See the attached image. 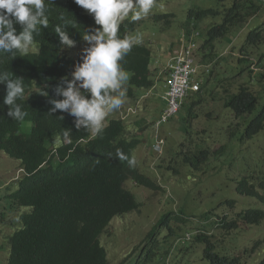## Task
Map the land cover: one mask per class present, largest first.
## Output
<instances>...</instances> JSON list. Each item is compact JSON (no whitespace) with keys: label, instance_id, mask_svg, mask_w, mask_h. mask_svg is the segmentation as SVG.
I'll list each match as a JSON object with an SVG mask.
<instances>
[{"label":"trees","instance_id":"obj_1","mask_svg":"<svg viewBox=\"0 0 264 264\" xmlns=\"http://www.w3.org/2000/svg\"><path fill=\"white\" fill-rule=\"evenodd\" d=\"M199 1L212 2L213 5L207 9L198 7L190 10L189 24L219 16L222 22L209 29L208 39L199 52L208 80L202 86L204 93L201 97L192 99L193 108L203 105L209 97L207 88L212 79L223 75V78L216 80V93H211L209 101L218 102L228 111V116H232L233 128L229 131L228 142L221 144L218 149L209 146V141L206 140L209 137L203 135L207 131L199 132L200 137H190L181 145L177 161L191 165L197 171L207 168L215 159L227 154L233 146L249 143L264 132V21L248 33L239 48L237 60L226 62L216 51L217 43L227 38L232 31L243 30L253 19L263 16L264 3L262 0ZM78 9L80 7L73 0H53L48 5V27H41L39 34L34 33L36 41L41 44L39 52L4 62L1 59L0 72L3 74V71H8L12 73L11 78L22 79L26 93L39 94L34 91L32 78L21 67L44 72L42 81L45 82L51 72L55 76L60 75L71 66L66 65L63 45L55 27L60 26L68 34L72 29L84 34L89 25L84 26L85 20L82 16H79V20L76 19L73 13L79 12ZM174 20L173 14L157 17V21L165 22L166 26L172 25ZM17 29L20 30L19 26ZM131 30H135V27H131ZM13 52L16 53L14 57L21 56L16 50ZM2 54L7 58H14L13 53ZM151 64L152 55L148 47L134 46L126 66H123L126 71L135 74L124 85L127 90L125 105L136 108V100L141 92L150 90L155 84ZM0 84V151L16 154L27 173L34 174L20 181V188L13 196L19 208L31 210L22 215L23 228L14 239L9 264H110L100 235L115 216L140 212L142 207L134 195L124 188L125 181L131 179L145 187L161 191V187L140 172L137 165L129 167L127 161L116 156L119 149L131 157L140 145L139 139L132 135L130 126L116 120L110 129H103L99 140L82 144L87 137V131L84 126L76 128V117L59 110L50 112V106L51 109L54 107L52 101L64 99L57 91L63 89L58 83H53L48 89L45 96L48 100L43 98L36 101L38 106L48 105L49 113H32L36 119L33 120L34 123L25 130L20 129V121L7 116L9 106L4 104L5 92L3 93L7 85ZM61 116L64 117L63 120L60 119ZM199 118L200 116L198 120ZM206 118L214 119V113H208ZM144 121V118L138 116L136 123L142 125ZM64 129L71 130L70 144L63 142ZM57 135L61 137L60 143L55 142ZM259 142L264 147V133ZM66 159L72 165L66 164V168H63L64 162L60 160ZM46 162V167L42 169ZM171 164H175L174 160L170 161ZM258 166L254 167L249 176L237 182L236 191L241 196L256 200L261 208L237 212L232 210L235 202L229 201L227 204L232 209L229 208L228 213L214 218L213 230L210 232L206 228L208 233L201 230L195 237L197 243L207 244L205 258L210 264H249L247 258L251 255L239 253L233 258L222 256L224 254L219 247L225 243L222 239L227 240L226 237L234 230L259 225L264 221V171H258ZM169 168L172 169V166ZM209 215L210 213L207 216ZM172 220L182 229L191 219L183 211L165 214L148 235L146 249L156 253L150 254L149 251V262L145 264H153V256L158 254L159 245L155 244V236L161 229L166 228L169 237L176 236L177 230L170 224ZM218 248L220 254L217 253ZM254 252L255 248L252 254ZM144 262L140 257L136 264ZM258 264H264V258Z\"/></svg>","mask_w":264,"mask_h":264},{"label":"clouds","instance_id":"obj_2","mask_svg":"<svg viewBox=\"0 0 264 264\" xmlns=\"http://www.w3.org/2000/svg\"><path fill=\"white\" fill-rule=\"evenodd\" d=\"M162 1L165 0H73V2L80 7V9H78L80 10L79 12L74 11V16L77 20L80 19L79 16H82L85 20L84 26L89 25L86 32L81 35L76 29H72L68 34L63 31L60 26L55 27V32L59 35L63 45V54L67 60L66 65L70 64L71 66L68 67L65 72L62 71L60 75L55 76V73L51 72V74L47 76L45 82L42 81L44 72L37 71L36 69L27 70L20 66L23 72L27 73L29 77L32 78L34 91L39 93L34 95L25 92L24 81L22 79L11 78L12 73L8 71H3V74L0 72V83H6L7 85L3 90V93L5 92L4 104L9 106L7 116L13 120L20 121V129L25 130L30 124L34 123L33 120H36L35 117L32 116V113H41L43 115L49 113L48 105L38 106L36 101H40L43 98L47 99L45 96L48 94V89L53 83H58L63 89H57V91L64 99L62 101H52L54 107L51 109L50 106V112L54 113L59 110L68 112L70 115L76 117V128L80 129L81 126H84L87 131V137L82 141L84 142L82 144H91L99 140L100 133L104 131L103 129L108 130L114 121L121 120L127 126H130L132 135H136L139 139L140 145L137 147L138 149L144 143L142 137L150 128L155 127L159 130L163 124L173 119L182 109L188 106L189 103L193 107L194 104L192 103V99L198 96L201 97L204 93L202 86L206 82V78H208L206 67L201 64V61H199L197 57L203 44L208 39V31L211 28H208L206 32L204 29L205 22L188 23L187 26H185L186 32H184L182 36L183 49L179 50V53L165 64L154 61L155 57L152 40L155 36L152 37L151 34L143 30L138 31V29L143 24L141 19L147 17L155 5L159 8L160 2ZM169 1L171 0H166L164 4ZM186 1L187 0H185V2ZM262 1L264 3V0ZM52 2L53 0H0V61L1 59L4 62L5 60L23 58L29 54L39 52L41 44L36 41L34 33L39 34L41 27H48V5ZM158 8L156 13L149 17V19L156 24H163L166 26L165 22L157 21V17L160 15L173 14L175 18L177 16V13L170 10L159 13ZM193 9L194 8H191L190 10ZM129 16L130 18L126 19ZM60 18L63 19L64 17ZM172 25L166 26V30L170 29ZM17 26H19L20 30L17 29ZM131 27H135V30H131ZM203 31L207 33V39L202 45H199L197 38L202 36ZM136 32L137 34L133 36ZM138 45L147 46L151 51V74L155 84L150 90L141 92V95H139L136 100L137 107L134 108V106L124 104V97L127 91L124 85L125 83L128 84L129 80L132 76L134 77L135 74L126 71L123 66H126L130 51L134 46ZM13 50H16L21 56L14 57L16 53L13 52ZM4 52L13 53L14 58L3 56L2 53ZM54 78L55 81H53ZM160 85H164L165 88L163 102L166 105V109L161 119L151 124L148 117L155 115L159 110L155 102V99H157L155 91ZM112 93L115 94L113 95ZM151 95L156 96V98L149 99ZM143 100L154 103L152 107L156 106L154 108L155 112H142L141 108L143 102L141 101ZM205 102H203V104ZM217 105L220 104L218 103ZM23 106H25V109H22ZM0 111H2L1 108ZM139 112H141L142 115H140ZM210 112L213 113L212 111H209V113ZM138 116L145 119L142 125L136 123ZM60 119L63 120L64 117L61 116ZM200 119L201 114L198 121H200ZM5 129L9 130L8 128ZM201 130H199L201 133L206 131L205 129ZM62 136L63 142L72 143L70 139V129H64ZM10 139L7 142H9ZM223 141L224 140H216L215 143L209 146H212L213 149H218ZM55 142H61L60 135L56 136ZM216 144L220 146L215 148ZM165 146L166 140L161 138L158 133L156 142L153 145V150L160 157L159 169H161L160 167L166 158V153L164 154ZM137 149L131 157L118 149L116 156L121 160L127 161L129 167H135L137 165L140 172L155 181L158 186L161 187L162 191L163 187L160 185V182L147 175L143 168L138 165L136 160ZM0 155H6L20 162L19 175L12 179L7 178L6 180H2L3 183L0 182V234L4 228H10L13 231V234L8 240H4L2 238L3 235H0V254H8V259L5 262L0 261V264H9L11 258L10 252L14 244V239L17 232L23 228L21 223L22 215L31 210L28 208H19L17 206L19 204L14 200L13 196L20 188V181L34 174L27 173L22 166L23 162L16 154L11 155L6 151H0ZM60 161H63L64 163L62 164L64 165H72L68 159ZM46 165L47 162L42 166V169L45 168ZM169 167L170 166L167 168L170 169ZM130 181H133L136 187L148 188L139 184L137 181L128 179L125 181L124 188L132 195H134V193L127 188V183ZM148 189L153 190L151 188ZM153 191L155 194L161 192L157 190ZM134 197L135 200H137L135 195ZM149 198L151 199V197ZM15 212L19 213V217L17 219H12L13 217H11V215ZM123 215L125 214L115 216L100 235L101 244L105 249L103 235L105 233L109 235L110 232L108 230L113 220ZM171 222H175V220ZM201 230L208 233L206 228L203 229L200 227L196 230L195 237L197 234L201 233ZM148 235L140 246L135 247L132 254L127 256L129 259H123L124 261H121L122 263L120 262L119 264H136L140 257H142V261H145L144 264L146 262L148 263L149 260H147V255L149 251L150 254L155 252L146 249L147 243L149 242ZM192 239V234H188L186 241H192ZM6 243H8V247ZM142 246H144V248L142 249L141 255L138 257ZM132 255H135V261H130ZM156 256V254L153 256V260H155ZM114 260L116 262L118 258H114Z\"/></svg>","mask_w":264,"mask_h":264},{"label":"rangeland","instance_id":"obj_3","mask_svg":"<svg viewBox=\"0 0 264 264\" xmlns=\"http://www.w3.org/2000/svg\"><path fill=\"white\" fill-rule=\"evenodd\" d=\"M165 1L160 2L159 8L155 5L151 13L141 19L143 24L138 29V31L143 30L151 34L152 37L155 36L152 40L154 61L163 64L178 54L179 50L183 49L182 36L186 32L185 26L188 24L190 9L198 7L207 9L213 5L212 2L199 0H187L186 2L185 0H171L164 4ZM157 8L159 13H163L165 10L177 13L175 23L170 29L166 30L167 27L165 25L156 24L149 19L152 14L156 13ZM129 18L130 16L126 19ZM263 21L264 15L253 19L243 30L232 31L227 38L217 43V53L223 56L226 62L237 60L239 48L244 43L246 36L251 30L261 25ZM204 22V29L207 32L208 28L215 24H220L222 18L219 16ZM199 29L202 30L201 28ZM205 31H203L201 37L197 38L199 45H202L207 39ZM197 57L201 61V55L197 54ZM222 76L219 75L212 79L211 84L207 88L209 97L203 105L200 104L193 108L189 103L173 119L163 124L159 130L152 127L142 137L144 143L137 149L136 160L147 175L160 182L163 190L159 194H155L153 190L148 188L134 186L133 181L127 183V188L134 193L142 207L140 212L134 211L115 218L108 230L110 234L105 233L103 235L110 264H119L121 261L129 259L127 256L132 254L135 247L140 246L165 214H177L180 211H183L191 220L187 225H183L182 229H179V225H176L175 222H171V225L177 230L176 236L173 237L168 236V230H160V233L155 238V244L159 245V251L153 264H210L209 260L205 258L207 244L195 241L196 230L201 227L212 231L215 223L214 218L229 212V208H231L227 204L229 201L235 202V208L231 209L237 212L251 208H261V205L256 200L239 195L236 187L237 182L249 176V173L254 171V167L258 166V164L260 166L257 167V170L264 171V147L259 142V138L264 132L249 143L233 146L227 154L215 159L207 168L201 171L193 169L191 165L177 161L181 145L190 137H200L199 130L201 129L207 131L203 135L206 138L209 137V139H206L209 141V145L215 143L216 140H226L222 144L228 142L229 131L233 128L231 124L232 118L230 115L228 116V111L217 105L218 102L212 103L209 101L211 93H216V80L224 77ZM207 80L208 78H206ZM155 94L157 95L155 102L159 110L155 115L148 117L151 124L159 121L166 109V105L163 102L165 95L164 85H160ZM217 97H219V93ZM153 98H156V96L151 95L149 99ZM141 102H143L142 112H155L154 108L156 106L152 107L154 103L147 100ZM209 111L214 113L215 118L212 120L206 118ZM139 114L142 115L141 112ZM200 114L201 119L198 121ZM158 133L161 138L166 140L164 149L166 158L160 167L161 169H159L160 157L153 150ZM219 146V144H216L215 148ZM171 160H174L175 164L170 165ZM19 165V161L13 160L6 155H0V182L3 183L2 180L18 176ZM168 166H172V169H168ZM63 168H66V165ZM166 169L168 170L165 171ZM209 213L210 215L207 216ZM11 217H13L12 219H17L19 213L15 212ZM12 234V229L4 228L0 235H3L2 238L4 240H8ZM188 234H192V241H186ZM226 238L227 240L222 239L225 243L219 247L221 253L224 254L222 256L233 258L239 253H246L247 256L251 255V257L247 258L249 264H258L264 258V221L259 225H251L234 230ZM178 240H180V243L177 244ZM258 243L260 244L256 247ZM6 245L8 247V243ZM143 248L144 246L140 248L141 251L138 257L141 255ZM219 248L217 253L220 254ZM254 248L255 252L252 254ZM162 257L164 260H162ZM114 258H118V261L115 262ZM7 259V253L0 254L1 262H5ZM135 260V255H132L130 261Z\"/></svg>","mask_w":264,"mask_h":264}]
</instances>
